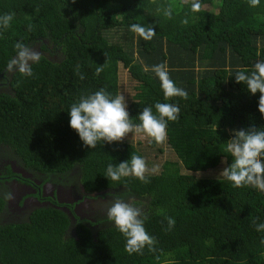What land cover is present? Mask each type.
Returning <instances> with one entry per match:
<instances>
[{
	"label": "trees",
	"instance_id": "1",
	"mask_svg": "<svg viewBox=\"0 0 264 264\" xmlns=\"http://www.w3.org/2000/svg\"><path fill=\"white\" fill-rule=\"evenodd\" d=\"M192 2L0 0V16L14 14L10 27L0 28V143L41 172L78 169L88 191L141 208L144 227L155 238L154 250L129 254L113 222L93 230L78 219L69 233L65 212L42 207L27 221L0 223V264H264V231L255 226L264 223V191L197 174L231 165L225 149L236 130H264L260 93L235 79L238 70L250 72L264 61V0L257 7L249 0H199L200 11L192 10ZM169 8L171 18L165 15ZM133 24L154 28V36L145 40ZM17 42L39 47L31 76L7 70ZM162 63L187 99H165L152 71ZM122 71L134 83L127 105L134 125L141 124L144 107L157 114V102L180 108L179 118L167 123L166 140H148L155 156L163 155L165 144L177 159L147 173L148 183L106 176L108 164L131 155L145 159L148 151L127 140L91 148L70 126V108L81 97L100 89L120 95ZM4 206L0 197V212ZM166 217L175 219L170 230Z\"/></svg>",
	"mask_w": 264,
	"mask_h": 264
},
{
	"label": "clouds",
	"instance_id": "2",
	"mask_svg": "<svg viewBox=\"0 0 264 264\" xmlns=\"http://www.w3.org/2000/svg\"><path fill=\"white\" fill-rule=\"evenodd\" d=\"M252 7H257L260 0H249ZM192 10L200 11L199 0H193ZM165 15L171 18L169 8ZM14 14H4L0 16V28L7 29L11 25ZM184 23H187L185 20ZM31 30V25H29ZM131 30L138 33L145 40L151 39L154 28L133 24ZM16 55L7 65L9 72L19 71L21 74L33 75L30 64L39 62L40 53L33 48L26 46L22 42L15 44ZM147 70V69H146ZM102 71L97 68L96 74ZM152 71L158 76L165 99L172 97L188 98V93L175 85L167 71L166 64L154 65ZM81 79L82 73L76 70ZM236 82H243L251 94L260 93L258 108L264 114V61H258L253 69L238 70L235 73ZM156 113L152 107H144L139 114L141 124L134 125L130 120L125 98L117 95L114 98L105 89H100L92 94L81 97L79 102L74 103L70 108V126L78 134L85 146L96 148L99 141L116 142L123 141L128 133L144 131L152 137L156 143H163L167 138V123L179 118L180 108L172 103L155 104ZM225 151L233 157L230 166L225 167L220 175L232 182L234 187L253 186L260 191H264V130L252 127L248 130H236L234 138L229 140ZM149 168L145 159L138 155H131L129 161L120 162L118 165L108 164L106 176L113 181H118L121 177L134 176L141 182H150L148 176ZM155 172L156 169H151ZM8 198L12 194L8 193ZM134 199V198H133ZM107 219L113 222L114 226L126 237L125 250L129 253H142L147 246L154 250L155 238L152 237L144 227V220L141 219L143 212L131 202L115 197L107 204ZM168 229L175 226V219L166 217ZM255 223V222H254ZM256 230L264 231V223L256 224Z\"/></svg>",
	"mask_w": 264,
	"mask_h": 264
},
{
	"label": "flooded vegetation",
	"instance_id": "3",
	"mask_svg": "<svg viewBox=\"0 0 264 264\" xmlns=\"http://www.w3.org/2000/svg\"><path fill=\"white\" fill-rule=\"evenodd\" d=\"M33 49L39 51L38 46ZM101 192L88 191L76 168L67 174L44 173L35 163H27L19 151L0 143V197L5 201L1 224L24 222L35 210L54 207L71 219L69 233L75 231L78 219L98 230L111 224L106 206L114 198Z\"/></svg>",
	"mask_w": 264,
	"mask_h": 264
},
{
	"label": "rangeland",
	"instance_id": "4",
	"mask_svg": "<svg viewBox=\"0 0 264 264\" xmlns=\"http://www.w3.org/2000/svg\"><path fill=\"white\" fill-rule=\"evenodd\" d=\"M133 81L129 78L128 72L127 71H122L121 72V91L120 95L125 98L126 106L130 103L132 96L134 95L133 91ZM152 138L148 134L144 133L143 131L135 132V133H128L127 136L123 139V141L127 140L129 142L137 144L139 148H141L143 151H148L147 157H145V161L147 163V166L149 168V174L154 173L151 171V169L155 168L156 171H159L160 165L165 161V160H176L177 157L173 156L172 154L169 153L170 150H167V146L165 144H162V147L164 148L165 152L163 155L160 157L155 156L153 149L154 147H151L148 143V140ZM151 151V152H150ZM150 152V154H149ZM225 168V163L222 164L221 167L217 170H209V171H201L198 172L197 174L199 176H223L220 175L222 170ZM155 171V172H156ZM186 171L183 169V172Z\"/></svg>",
	"mask_w": 264,
	"mask_h": 264
},
{
	"label": "water",
	"instance_id": "5",
	"mask_svg": "<svg viewBox=\"0 0 264 264\" xmlns=\"http://www.w3.org/2000/svg\"><path fill=\"white\" fill-rule=\"evenodd\" d=\"M101 193H105V192H101Z\"/></svg>",
	"mask_w": 264,
	"mask_h": 264
}]
</instances>
